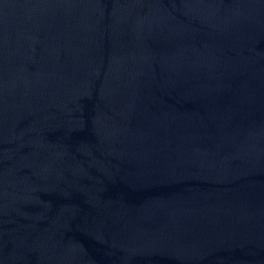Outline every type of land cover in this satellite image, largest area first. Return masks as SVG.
Returning a JSON list of instances; mask_svg holds the SVG:
<instances>
[{
    "label": "water",
    "instance_id": "1",
    "mask_svg": "<svg viewBox=\"0 0 264 264\" xmlns=\"http://www.w3.org/2000/svg\"><path fill=\"white\" fill-rule=\"evenodd\" d=\"M0 264H264V0H0Z\"/></svg>",
    "mask_w": 264,
    "mask_h": 264
}]
</instances>
